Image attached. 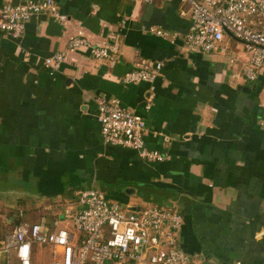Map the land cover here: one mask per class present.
Here are the masks:
<instances>
[{"label":"crops","instance_id":"obj_1","mask_svg":"<svg viewBox=\"0 0 264 264\" xmlns=\"http://www.w3.org/2000/svg\"><path fill=\"white\" fill-rule=\"evenodd\" d=\"M54 1L71 20L68 30L80 25L102 39L118 32L121 52L116 62L68 52L67 30L49 15L34 16L20 38L0 32L5 225L14 229L34 213L39 219L28 223L63 225V210L94 187L125 208L175 202L184 216L179 242L192 264H264V68L255 82L234 77L229 59L236 56L239 69L247 54L228 35L223 53L187 52L190 13L181 14V0ZM58 52L67 59L52 72L44 60ZM138 57L162 61L161 76L124 84ZM101 96L143 116L145 145L168 158L147 162L134 149L105 144ZM12 231L0 249L19 264L5 248ZM33 262L51 264L50 248L36 247Z\"/></svg>","mask_w":264,"mask_h":264},{"label":"built area","instance_id":"obj_2","mask_svg":"<svg viewBox=\"0 0 264 264\" xmlns=\"http://www.w3.org/2000/svg\"><path fill=\"white\" fill-rule=\"evenodd\" d=\"M143 2L169 0H141ZM190 13V27L183 36L187 52L208 54L225 52V38L241 42L247 61L238 69L236 56L229 66L233 76L255 82L264 68V0H181ZM187 8V9H186ZM37 15H49L67 30V50H88L99 61L116 62L121 52L118 32L106 38L90 35L80 25L68 30L69 16L60 11L54 0H25L0 5V32L20 38L26 23ZM159 35H168L152 28ZM67 59L65 52L45 58V66L59 70ZM162 61L138 57L122 82L153 83L162 74ZM97 118L105 144L134 149L147 162H163L167 154L145 145L146 123L140 114L125 108L116 99L97 97ZM147 109L150 108L148 104ZM264 127V121L261 122ZM79 206L66 207L61 217L81 233L78 241L73 231L60 221L51 226L21 221L9 235L6 249H13L19 264H34V251L40 245L50 248L51 264H192L179 242L184 216L175 202L145 205L132 209L110 201L98 189L79 192ZM0 249V260H1ZM1 264V263H0Z\"/></svg>","mask_w":264,"mask_h":264},{"label":"rangeland","instance_id":"obj_3","mask_svg":"<svg viewBox=\"0 0 264 264\" xmlns=\"http://www.w3.org/2000/svg\"><path fill=\"white\" fill-rule=\"evenodd\" d=\"M6 215V214H5ZM41 214L39 213H34V214H26L24 216V220L25 221H28V222H34L35 219H39ZM3 220L1 221L0 223V227L2 229H0V237L2 239H5V234H9L12 229H13V226H6L5 225V222H4V219H3V215L1 216L0 214V220ZM63 222H66L63 220ZM62 227L66 226L68 229H70L71 231H73L75 233V236H76V241H78L79 237L81 236V233L80 232H77L71 223L67 224V223H63V225H61ZM38 248L40 247V245L37 246ZM40 250V249H39ZM47 258H45V255H43L41 257V261L44 263L46 262ZM2 261H3V264H18V262L16 261L15 257H14V254L12 252H10L9 250H5V249H2Z\"/></svg>","mask_w":264,"mask_h":264}]
</instances>
